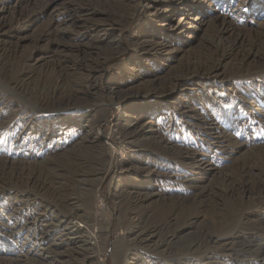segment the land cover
Instances as JSON below:
<instances>
[{
	"label": "bare ground",
	"instance_id": "obj_1",
	"mask_svg": "<svg viewBox=\"0 0 264 264\" xmlns=\"http://www.w3.org/2000/svg\"><path fill=\"white\" fill-rule=\"evenodd\" d=\"M53 1L12 0L0 9V77L4 78L0 81V141L13 139L24 167L45 168L41 163L47 159L45 151L52 143H63L70 131L73 144L69 149L94 153V166L83 162L75 176L53 172L49 181L36 183L32 190H19L20 201L7 205V199L3 201L0 208H6L8 217L0 226V239L22 241L25 252L35 249L48 258V264H106L103 256L95 262L92 255L97 242L105 254L109 208L107 204L105 208L94 206L91 198L119 150L114 176L120 179L106 192V198L115 204L110 212L116 215V227L124 230L115 237L112 264H264V139L252 142L251 137H239L233 127L243 126L244 120L239 118L245 113L232 110L230 104L211 103L215 93L197 95L196 109L178 111L181 119L192 120L188 124L192 137L185 146L154 131V121L141 126L137 122L139 113L152 106L164 109V99L179 89L182 79L190 77L196 86L216 85L262 69L264 33L244 38L228 15L204 5L197 10V22H186L191 4L201 7V0H138L128 10L120 0H81L64 4L59 14L49 9ZM251 2L245 0L242 6ZM231 3L229 0L228 5ZM177 4L184 12L175 19ZM139 15L149 24L138 28L141 37L135 43L140 60L131 64V76L125 83L144 81V92L167 87V93L146 94L149 102L138 106L116 97V106L127 114L114 120L109 133H100L95 110H103L102 104H88L94 96L92 77L107 56L122 52L108 40V34ZM37 18H45L46 23L34 33ZM203 24L208 26V34L176 73L143 77L147 76V70L141 69L144 57H176L179 61L177 55L184 51L174 48L169 39L181 33L191 38ZM228 33L232 36L226 37ZM35 70L49 74L52 80L34 77ZM252 87L240 85L234 97L228 94L221 101L247 104L255 111L253 120L264 126V84ZM109 92L115 94L111 86ZM78 111L82 117L71 116ZM37 114L53 117L46 121L36 119ZM109 137L114 141L106 144ZM25 144L29 148L23 149ZM33 148L39 150L40 160L37 154L29 160ZM150 149L153 157L138 158ZM132 158L143 159V166H133ZM15 160L0 158L2 173L11 174L10 179L0 175V196L12 188ZM127 172L136 179L127 177ZM166 206L169 211L164 221L150 224L149 215ZM187 206L193 212L182 220ZM255 207L259 210H253ZM19 251L0 249V255L7 257H1L5 259L2 264H29Z\"/></svg>",
	"mask_w": 264,
	"mask_h": 264
},
{
	"label": "rangeland",
	"instance_id": "obj_2",
	"mask_svg": "<svg viewBox=\"0 0 264 264\" xmlns=\"http://www.w3.org/2000/svg\"><path fill=\"white\" fill-rule=\"evenodd\" d=\"M78 2L81 0H55L50 4L49 9L52 10L51 13L59 14L62 12V7L64 4L68 2ZM122 3V6L125 7L127 10L132 8L136 3H138V0H120ZM202 6L199 7L198 4L193 3L192 10L189 16L188 21L186 22H193V19H197L196 22L199 19V15L197 13L198 9H202L203 5L206 8H209L212 12L213 11H221L224 14L228 15L231 20L234 21L236 26L240 28L244 38L250 39V37H253L254 35L258 33H264V0H252L251 3H249L246 7L242 6V2H245V0H232V3L229 4V0H201ZM12 0H0V9L3 7H7L10 5ZM140 8V7H138ZM184 8L182 5L177 4L174 7V13L176 15L175 19H178L179 16H181V13L184 12ZM6 17L8 16V13L5 12ZM1 16V14H0ZM63 16V15H62ZM60 16V17H62ZM192 19V20H191ZM36 22H33V25L37 26V28L34 29V33L37 32V30L41 29L45 25V18H37L35 19ZM178 21V20H177ZM176 21V22H177ZM184 20H180V23H183ZM149 24L145 18L142 17V15L133 17L130 21H125L119 24L118 31H114L111 34H108V40H112L116 46L117 49H121L122 52L116 53L113 55L107 56V58L101 63L100 67L97 69V73H94V76L92 77L94 81L93 85V92L94 96L89 98L88 104L92 106L101 105V109L98 110V107H96L95 110V117L99 119L100 122V133L106 132L104 134H107L112 129V125L114 120L117 117H120L123 115H126L127 112L121 107L116 106V97H123L126 99V101L131 103V106H138L143 105L145 103H148L146 101V98L144 95L146 94H153L158 95L159 93L164 94L167 92L165 89H161V87L157 89H150L144 92V89L146 88L145 84L142 86V82H133L132 85L126 84L127 78L131 76L129 68H131V64L133 62H138L140 59L138 58V48L137 44L135 43L136 39L141 37L140 30L138 28L141 26L143 27V24ZM144 31V30H143ZM209 32V28L206 24L201 25V27L194 31L191 35V38H188L184 33H181L179 36L172 37L171 40L169 39V43H172L174 48L181 49L184 52L180 53L178 56L179 61H176V57L174 59L170 60H163L160 58H152V57H144L142 59V70L145 72L146 75L143 76L145 79L148 78H154L152 75H156L158 77H164L168 74H174L178 71V69L183 65V63L186 61L188 57L191 56V54L196 51L197 49V42L204 38ZM88 35H90L88 33ZM231 34H227L226 37H231ZM138 60V61H137ZM141 62V61H140ZM179 67V68H178ZM146 69V70H145ZM11 72L13 70H10ZM153 72V73H152ZM144 73V74H145ZM8 75V74H7ZM41 76L42 80L50 81L52 80L51 76L46 73H42L40 70H35L34 77ZM190 78V77H189ZM182 79V84L180 85L179 89L172 94L169 95L166 99L163 101L164 109H160L157 106L150 107L145 113H139L140 119L137 121L138 125H142L146 123L147 121H154V125H152V129L154 131L163 132L169 135L171 137L170 139L176 140V145H181V143H184L185 145H188L189 143H186L190 137H192L191 132L189 131V125L191 123V119L188 117H185L181 119L178 116L179 110H185V107H188L189 109H196L199 104L198 100L196 98L197 95H211V93H215L216 97H214V101L212 100L211 103H221V104H230L232 107V110H237L245 114H241V117L239 118L243 121V126L240 125H233L235 127L234 130L238 133L239 137L242 138L245 137H251L252 142H257L262 139H264V126H260L253 118H255L253 115H256L253 113L254 109H248L247 104L235 102V100H228L227 103L221 101V97L226 101L227 96L232 95V97L235 96L236 88L240 85H254L257 87L259 84H264V66L262 69H259L256 72L250 73V74H243V75H235L233 76L230 81L228 82H219L216 85L213 84H204L201 86H196L194 82H192L190 79ZM4 79L3 77H0V81ZM93 83V82H92ZM232 84V85H231ZM128 87H127V86ZM2 86V85H1ZM111 86L112 90L115 92V94H110L109 87ZM145 86V87H144ZM229 87V88H228ZM252 87V88H255ZM234 88V89H233ZM230 89V90H229ZM219 95V97H218ZM155 102V101H152ZM127 104V103H126ZM89 106L87 109L93 111V107ZM157 108V109H155ZM256 110V109H255ZM101 113H104L101 115ZM80 114L82 117L83 114H81L79 111L75 112L71 116ZM68 115V114H65ZM164 116V117H163ZM47 118V120L52 119V115H45V114H37L35 116L36 119L41 118ZM125 117V116H124ZM233 117V114H232ZM42 118V119H43ZM87 117H85L86 119ZM168 118V119H167ZM46 120V119H45ZM46 120V121H47ZM246 122V126L244 127ZM17 123V122H16ZM188 128V129H187ZM85 131V130H84ZM69 137L73 135L72 132L68 131L66 133ZM68 137V138H69ZM67 138V139H68ZM65 139L63 143L59 144H53L45 151L48 156L45 161H41V163L46 164L45 168H41L40 166H37L35 164L31 165L30 167H24L22 165V161L20 160L19 155H17L18 146H14L13 139L12 140H5L0 141V158L1 161L3 159H14L16 158V162L14 161V164L12 165V168L14 170L15 178L12 185H10L12 188H8L9 191L3 196H0V205L5 201L6 199V205L9 203H15V201H20L21 197L18 193L21 189H33L36 183H40L43 181H49L51 179L52 173H61V172H67L71 176L78 175L80 171V165H82L83 162H89V164L93 165V162L95 160V154L91 151L87 150H78L75 149H69L70 145H72L73 141ZM7 141V142H6ZM113 138L109 137L104 142L106 144H110V142H113ZM76 144V143H75ZM74 144V145H75ZM22 145V144H21ZM25 148H29L28 144H25ZM78 145V144H77ZM73 148V147H72ZM14 150V151H13ZM17 150V151H16ZM30 157L29 160H33L38 155L39 150L36 148L30 149ZM119 153V150L115 151V155L113 156V159L110 163L107 169L105 177L102 181V183L96 188V193L92 195L91 201L92 204L99 208H105V204H107V207L109 208L108 212L106 213L105 217L109 221V229H110V235L108 237L106 244V250L104 251V255L101 252V243L97 242V246L94 248V253L92 255V260L96 262V259L101 258L102 256L105 258L106 264H112V252H113V243L115 241V237L119 235L118 233L124 232L123 228L116 227L117 224V218L116 215L111 213L110 207L114 208L115 204L111 200L109 201L106 198V192L109 186L115 187L118 183V180L120 178H116L114 176V169L117 166V159L115 160V157H117ZM16 154V155H15ZM70 154L69 158L66 156ZM152 150H148L147 153L144 155L140 154L138 155V158H147V157H153ZM16 156V157H15ZM41 157L39 155L37 156V160H40ZM18 160V162H17ZM132 165L135 167H142L143 162L142 161H135V159L130 160ZM250 161V162H249ZM152 163V162H151ZM248 164L252 163V160H248ZM154 164V163H152ZM152 164L147 166H152ZM51 168V170L49 168ZM153 168V167H152ZM9 171L2 173L0 170V175L2 178H8L10 179L11 174L8 173ZM8 173V174H7ZM128 176L131 177L132 180H135L136 177L131 173L127 172L125 173ZM5 176V177H4ZM114 176V177H113ZM159 179L157 178L156 181ZM159 184L162 182V180L158 181ZM153 185H156V189H160L159 185L154 183L152 181ZM161 186L164 185V183L160 184ZM169 187V186H168ZM167 188V186H166ZM13 189V190H12ZM20 192V191H19ZM20 197V198H19ZM110 205H109V202ZM108 202V203H107ZM235 203V202H234ZM9 206V205H8ZM169 208L166 206L164 209H159L158 211H155L153 214H150L148 217V222L150 224L158 225L162 221H164ZM193 208H190L189 206L185 207L182 211L181 219L187 217L189 214L193 212ZM253 210L258 211L259 207L253 208ZM8 217V212L6 208L1 209L0 208V226L3 221H5ZM181 220V221H182ZM12 226V225H11ZM2 227V226H1ZM0 227V228H1ZM6 238V237H5ZM55 238V235L53 236ZM57 238V237H56ZM15 249L20 250L19 252H22L23 257L27 258L30 262L29 264H48V258H45L39 253H36L37 251L34 249L29 252H25V246H23L22 241H14L11 240V238L7 239H0V249ZM3 255H0V264L4 263ZM7 258V257H4Z\"/></svg>",
	"mask_w": 264,
	"mask_h": 264
}]
</instances>
